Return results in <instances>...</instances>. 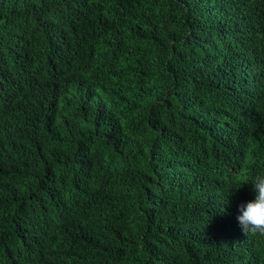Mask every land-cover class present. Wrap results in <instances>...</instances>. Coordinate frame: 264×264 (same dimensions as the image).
Masks as SVG:
<instances>
[{
  "label": "trees",
  "instance_id": "trees-1",
  "mask_svg": "<svg viewBox=\"0 0 264 264\" xmlns=\"http://www.w3.org/2000/svg\"><path fill=\"white\" fill-rule=\"evenodd\" d=\"M264 0H0V264H264Z\"/></svg>",
  "mask_w": 264,
  "mask_h": 264
},
{
  "label": "clouds",
  "instance_id": "clouds-1",
  "mask_svg": "<svg viewBox=\"0 0 264 264\" xmlns=\"http://www.w3.org/2000/svg\"><path fill=\"white\" fill-rule=\"evenodd\" d=\"M246 183L251 184L253 198L239 204L236 219L246 234L264 235V170L234 189Z\"/></svg>",
  "mask_w": 264,
  "mask_h": 264
}]
</instances>
